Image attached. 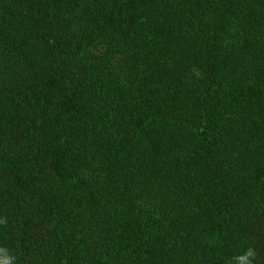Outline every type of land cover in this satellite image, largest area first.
I'll use <instances>...</instances> for the list:
<instances>
[{
  "label": "trees",
  "instance_id": "obj_1",
  "mask_svg": "<svg viewBox=\"0 0 264 264\" xmlns=\"http://www.w3.org/2000/svg\"><path fill=\"white\" fill-rule=\"evenodd\" d=\"M8 257L264 264V0H0Z\"/></svg>",
  "mask_w": 264,
  "mask_h": 264
},
{
  "label": "clouds",
  "instance_id": "obj_2",
  "mask_svg": "<svg viewBox=\"0 0 264 264\" xmlns=\"http://www.w3.org/2000/svg\"><path fill=\"white\" fill-rule=\"evenodd\" d=\"M249 255H251V252H249ZM0 264H11V258H5L3 260H0Z\"/></svg>",
  "mask_w": 264,
  "mask_h": 264
}]
</instances>
